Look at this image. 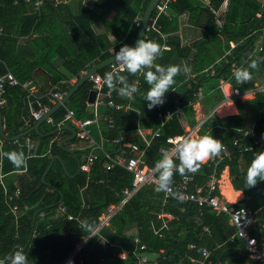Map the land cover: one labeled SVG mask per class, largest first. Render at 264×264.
I'll return each mask as SVG.
<instances>
[{
    "label": "trees",
    "instance_id": "16d2710c",
    "mask_svg": "<svg viewBox=\"0 0 264 264\" xmlns=\"http://www.w3.org/2000/svg\"><path fill=\"white\" fill-rule=\"evenodd\" d=\"M36 1L0 0V29H2L0 32V76L10 71L23 83L32 77L38 66L44 63L53 66V61L58 55L65 58L66 67L74 75H79L101 49H105L102 59L110 56L104 40L98 38L102 43L99 50L96 48V41L92 42L94 37L91 23L101 17L96 12L85 10L84 14L75 18L76 29L68 31L65 24L59 21L56 13L63 5L55 7L53 1L45 0L42 7L41 5L37 7ZM149 1L96 0V6L103 9L104 15L112 11L116 12L117 17L112 31L119 40L125 39L124 44L129 45L136 39L139 29L134 26V20L145 11ZM223 1L211 0V4L218 8ZM260 7V0H229L225 23L222 27L216 24L209 7L201 4L193 5L190 0L173 1L168 14L159 17L157 24L162 33L168 36L169 49L160 52L150 70L154 71L156 64L165 67L178 65L183 69L186 60L195 65L197 71L195 78L185 83L186 72L180 71L173 78L174 83L170 90L165 93L167 95L172 90L177 91V95H180L179 104L176 103L177 98H171L165 102V106L174 107V109L180 107L190 126L193 127L197 123L192 107L197 90L203 89L204 92L210 93L204 102L211 112L220 101L218 84L221 77L245 91L253 87V78L264 76V39L262 51L243 61L244 52L253 47L262 35L264 14L262 17L257 16ZM45 9L49 11L50 18L45 14ZM186 12L190 14L192 24H198L200 18L206 15L203 36L190 46H182L179 37L175 34L179 29V17ZM47 23L50 24V28L48 34H44L42 28ZM254 31H256L255 34H252ZM35 33L39 34L37 38L31 37ZM148 34L147 40L157 36V33L153 31ZM22 37L26 38L25 50L19 48ZM161 40L158 39V42ZM230 40L231 44L235 43L234 40L238 41V45L232 48L230 54L220 63H216L221 44L225 41L229 46ZM92 48L95 51L93 53ZM67 55L70 58L67 59ZM233 63L239 67H250V63H256L255 68H249L251 78L247 82L236 83L232 71ZM211 66L214 70L213 74L203 73V70ZM120 75L126 76L129 84L135 79V74L132 73L124 72ZM120 75L113 76L114 88L110 89L111 95L119 104L126 105L130 101L132 107L139 113L124 108L116 110L108 106L103 109L108 114L106 116L114 119V127H109L106 122L105 131L103 130L104 136L114 148L108 149L110 152H115L118 148L113 140L120 136L127 140L126 134L136 129L138 124L143 128L150 127L155 130L160 123L161 110L156 106L149 110L143 100L142 94L149 88L144 76L141 77L137 92L129 100L118 95L116 91L123 86L118 80ZM65 78L64 74L58 72L53 76L51 86L59 85L61 91H68L71 88L70 85L59 84ZM91 89L92 84L87 81L72 96L67 105V108L74 110L79 118L92 116L87 111L88 95ZM107 90L109 88L104 84V92ZM53 91L58 92L55 89ZM28 96L29 92L21 85H6L4 93L6 102L1 106V110L4 131L8 136H15L36 123L29 112ZM42 103H49V97L43 96ZM65 112L66 108L63 107L55 115L63 116ZM250 115L258 121L257 133L245 136L239 130H246ZM27 120L29 124L26 123ZM54 121L60 120L55 118ZM263 124L264 93L258 94L254 100L244 105L238 115L224 118L211 115L201 125L200 135L209 134L220 139L222 145H227L231 149L232 154L230 158H225L221 162L217 160L200 162V167L194 176V184L199 185L205 183L210 175L219 174L225 166H228L234 187L244 192V198L236 204V207H249L257 211L261 222L264 221V181L248 187L244 182V175L254 154L264 149L256 147L251 151L241 152L232 146V142L235 138H240L243 143L252 142L262 133ZM49 126L46 134L40 132L31 134L32 139H40L38 152L33 156L28 153L25 138L18 141L5 140L2 146L0 140V258L16 251L17 246H22L28 264H50L53 261L64 260L74 250L76 243L87 238L92 232L83 227L84 223L87 222L93 230L98 225L99 217L106 207L112 203H118L122 198V190L132 186L133 176L125 169L115 167L111 171H105L104 154H100L88 173L80 171L75 177L67 174L61 162L56 160L44 182L42 177L51 161L46 154L50 142H52L49 148L50 154L61 155L63 158L72 156L60 146L61 139L68 134V131L65 128L62 129L58 139L53 141L58 133L57 127L52 124ZM184 132L185 129L178 116L174 115L160 128V135L152 140L146 153L147 164L154 166L155 162L162 157L161 149L168 146L166 143L168 136ZM133 140L143 146L140 140L136 138ZM9 151L23 152L26 165L13 166L6 156L2 155ZM82 154L83 151H76V158L80 162L83 159ZM173 159L175 163L179 162L178 158ZM242 161L245 163L244 167L241 166ZM20 170H25V173L19 174ZM186 172L187 170L184 173ZM182 174L174 171L172 183L176 182ZM1 181L8 193H13L16 188H20V198L11 202L19 205L18 218L10 210ZM155 189L153 185L140 188L120 212L112 217L108 226L102 227L97 234L87 239L82 251L83 264H137L133 254L125 260L118 256L122 249L130 251L136 248V237L148 246L147 253L150 260L147 264H201L200 254L197 249L189 248L190 243L210 250V258L203 264L254 262L244 250L243 241L237 236L231 237L235 233V227L229 225L227 215H217L210 207H204L200 214L196 204L175 199L165 200L164 192ZM60 192L63 194V206L66 209L64 215L57 214ZM162 211L170 212L175 217L168 221L167 227L163 228L158 218V214ZM69 214L76 218L69 219ZM204 226L209 230H204ZM136 227L138 234L131 231ZM102 239H105V243L100 242ZM191 258L197 261L193 262ZM5 264L8 262L5 261Z\"/></svg>",
    "mask_w": 264,
    "mask_h": 264
},
{
    "label": "built area",
    "instance_id": "2783aa9c",
    "mask_svg": "<svg viewBox=\"0 0 264 264\" xmlns=\"http://www.w3.org/2000/svg\"><path fill=\"white\" fill-rule=\"evenodd\" d=\"M173 1L175 0L158 1L149 19V23L146 27V33L144 35V38L148 39V33H151L152 31L157 33V36L153 37L152 41L158 42V39H162L163 44L161 45V50L168 48V36L162 33L157 22L161 15L168 14L170 5ZM260 2L261 7L257 13L258 17H262L264 14V0H260ZM40 3L41 0L36 1V5H39ZM207 4L210 12L214 15L216 24L218 25V27H221L222 16L220 14V11L214 6H212L210 2H208ZM140 23L141 17H137V19L135 20V24L137 26H140ZM1 31L2 29H0V32ZM262 35H264V24L262 25ZM262 49V43H255L253 47L249 48L246 52H244L243 61L245 62L246 60L251 58L253 54L262 51ZM226 56L227 54L224 55L223 58H225ZM238 67L239 66L235 63L232 64L233 71H235ZM108 71H112L113 76H118L121 73H124L120 72L119 67L114 62L109 65ZM205 72H207L208 74H213L214 70L211 66L205 69ZM142 76L143 72L135 73V79L133 83L136 84L137 89L141 84ZM89 80L92 83V89L95 90L97 93L95 101L92 104L94 105L95 112L91 117L79 118L75 115L74 110L66 108V113L62 120L55 122L54 119H52V117L50 116L45 121L57 127L58 133L54 137L53 141L58 139L61 133L60 131L66 122L72 123L73 128L76 132V138L84 142L85 146L88 147L86 148L88 149L87 154L84 155L82 161L80 162V171L88 173L91 170V166L93 165V163L99 159L100 154H104L106 157V161L104 162L105 171H111L115 167H121L133 176L132 186L130 188H125L122 190L121 200L118 203H112L108 205L106 209L101 213L98 225L90 233L91 235H94L97 234L102 227L108 226L110 224L112 217L120 212L123 206L126 205L130 198L140 188L145 185H153L157 187V172L154 170V166H149L147 164L146 153L152 143L153 138L158 137L160 135V128L163 127L168 121L173 118L175 111L172 107L164 106L163 104L156 106L157 109L161 110L159 114L160 126L158 129L152 132L151 139L147 138L146 130L138 124L136 133L137 137H139V139L143 142V146H141L138 142L130 138L124 140L120 136L113 140V143L118 147L117 150L115 152H110L106 149V142L108 140L104 136L103 131L101 130V116L97 113V107L102 104H106L109 107L115 108L117 110L124 108L128 110H133L137 113H139V111L132 107L130 101L126 105L116 103L111 95L110 89L104 92L103 75L94 73L90 76ZM228 83V80L221 79L218 84V89L224 96V102L233 101L235 99H241L244 97V95L248 94L246 92L241 91L235 86L228 88ZM6 85H21L29 92V96L35 97L36 84L34 79L30 78L25 82L21 83L12 72L8 71L6 74L0 76V105H3L6 102L4 98ZM250 92H264V80L255 84L254 88ZM65 93L66 92L58 91L49 95V103L43 105L38 103L39 109L37 111H33L32 117L35 120L40 119L46 112L50 110L52 105H55L64 96ZM133 96L134 94L132 95V97ZM195 96L197 98H200L202 96L201 89L197 90ZM131 99L132 98H130L129 100ZM176 103L179 104V100H176ZM217 111L218 108H214L210 113L211 115H213L216 114ZM209 114L199 120L195 126L188 128L183 134L168 136L166 138V143L168 144V146L162 148L161 151L163 152L164 149H167L171 153L172 149L174 148V145L171 144L170 141L175 140L177 137L189 135L200 136L198 131L201 125L207 120V118L211 116ZM107 122L109 127H114L113 118L108 117ZM94 129H96L99 133L98 139L94 137ZM240 131L243 132L245 136L251 134L248 130ZM0 140L2 141L1 136ZM232 146L238 148V150L241 152H248L256 147L264 149V124L262 133L258 137L253 139L252 142L243 143L240 138H235L232 142ZM231 154V149L227 145H223L220 153L218 155L211 156L208 162H214L218 158H230ZM227 169L228 166H226L219 174L214 173L210 175L208 180L203 185L194 184L195 172L187 171L186 173L182 174L176 182L172 183L168 190L163 191L165 195V200L175 199L187 203L196 204L200 214H202V210L204 207H210L217 215H227L229 222L235 227L234 236L239 237L243 241L244 250L254 261L250 264H264V221L261 222L258 219L257 211H253L249 207H236V205L232 204L231 201L226 198L225 193L222 191V186L227 178L231 179L230 175H228L226 172ZM1 184L7 196V201L9 202L11 212L15 215L16 218H18L20 210L19 205L17 203L11 202H13L15 199L20 198L21 191L19 188H16L13 193H8V190L2 181ZM173 192L181 193L183 198L178 199L174 197L172 195ZM58 209L62 213L66 212V209L63 205H61ZM182 210H184V207H182ZM68 218L74 219L76 217L69 214ZM158 218L161 220V228H163L167 227L168 221L174 219L175 217L170 212L162 211L158 214ZM204 230L208 231V227H204ZM156 232H159V230H156ZM89 237L91 236H88L87 238L77 242L74 250L64 260L60 262L53 261L50 264H83L84 259L82 257V251ZM135 240L137 246L134 250L129 251L122 249L118 253V256L121 259L125 260L128 259L130 254H133L137 259V264H147L150 260V256L147 253L148 246L143 243L139 237H136ZM189 248L197 249V252L201 256V264H203L211 256L210 250L206 247L197 246L194 243H190ZM17 249H23V247L17 246ZM191 261L196 262L197 260L195 258H191Z\"/></svg>",
    "mask_w": 264,
    "mask_h": 264
},
{
    "label": "crops",
    "instance_id": "0c3cea01",
    "mask_svg": "<svg viewBox=\"0 0 264 264\" xmlns=\"http://www.w3.org/2000/svg\"><path fill=\"white\" fill-rule=\"evenodd\" d=\"M44 1L45 0H41V3L39 5H36V6L38 7V6L41 5V7H42V5L44 4ZM51 1H53L55 7H60V6L63 5V7L60 8L59 11H57L56 13L58 14L59 21H62L65 24V27L68 29V31L70 29H76V24L77 23H75V18L78 15H80V14H84L85 10H87V9L88 10H93L99 16H101L98 20H94V22H92L91 23V26H90L91 27V30H92L93 37H94V38H92V42L93 41H96V43H97V47L96 48L98 50L101 48V45H102L101 41L98 38H101L102 40L105 41L104 42V45L106 47H108V52L110 53V56H112L114 54V52L116 50H118L119 47L126 42L125 39H122V40L120 39L119 40L118 37L116 36V34H114V32L112 31V28L114 27V20L117 17L116 16V12L115 11H112V12L104 15L103 14V9L101 7H97L96 6V0H51ZM190 1H191V3L193 5L201 4L204 7H208V4H207L208 2H210V4H211V0H190ZM228 5H229V0H224L222 2V4L218 8H216V9H218L220 11V14L222 16V25L225 23L226 14H227V10H228ZM143 13L141 15H138L137 17H141V19H142ZM45 14L47 15L48 18H50V13L46 9H45ZM137 17L135 18V20L137 19ZM86 20H87V18H86ZM135 20H134V26H136V27L139 28V26H137L135 24ZM205 22H206V15H203L200 18V20L198 21V24H192V22H190V14L188 12L182 14L179 17V29L175 33L176 36L179 37L181 45L182 46H190L193 43H195L197 40H199L203 36V34H204V31H205L204 30V28H205L204 27V23ZM58 23H56V24H58ZM222 25H221V27H222ZM49 28H50V24L49 23L45 24L44 27L42 28L43 33L44 34H48ZM255 32L256 31H254L252 34H255ZM137 34H138V31H137ZM38 35L39 34H36L35 33L31 37L37 38ZM78 35H79V33H78ZM31 37L29 38L30 40H31ZM126 38H128V37H126ZM263 39H264V35H261L258 38V40L256 41V43L257 42L262 43ZM25 41H26V38L25 37L20 38V42H19V48H20V50H25ZM234 42H235L234 44H231V40H230V43H229V46H228V44L225 41H223V43L220 46L221 47L220 49H221L222 52L220 51V55L218 56L219 58L216 60V63H220L222 61L224 55L230 54L231 49L238 45V41L234 40ZM82 43H84V42H82ZM157 43L160 44V45H162L163 44V40H161L160 42H157ZM167 49H169V46H168ZM104 51H105V49H101L99 53H96L94 55V57L90 60V62L87 64L88 66L85 69H83L80 72L79 75H74L73 74V76L71 78H68L60 70V68H58L56 66V64H54V61H55L56 58H61L62 59V66L65 67L66 69H68L66 67V65H65V58H63L60 55H58L54 59L53 66L48 65V64H45V63L42 64V65H40V66H38L35 69V71L33 72L32 77H31V79H34L35 84H36V87H35V89H36V91H35V97L28 96V100H29L28 101L29 102V112H30L31 117H32L33 111H35L34 110V107H39V104L38 103H40L42 105L44 104V103H42V97L43 96H48L50 98L49 95H51L54 92L53 91L54 89H55V91H59V92H67V91H61V88H60L59 85L51 86V80L53 79V76L55 74H58V72H60V73L64 74L65 77H66L65 79L61 80L60 81L61 83H59V84L66 83L67 85H70L72 87L78 81V79L80 78V76H82L85 73L86 70H88L92 66H95V65L101 63L102 61H104V60H106L107 58L110 57L109 56L107 58H103L102 59V56H103ZM91 52L92 53L95 52L93 48H92V51ZM68 58H70V57L67 55V59ZM190 59H191V57H190ZM185 67L188 69V71L186 72V81H185V83H187L189 80H191V79H193V78L196 77L197 71H196L195 65H193L189 60H186L184 62V68ZM108 69H109V66H106V67L102 68L101 70H99L96 73L101 74V75L104 76L103 73L104 72L105 73L108 72ZM68 71H70V70L68 69ZM203 73H206L208 75V73L205 72V70H203ZM221 79H226V78L221 77L219 79V82H220ZM263 80H264V76L263 77H258V78H253V87L250 88V89H248V90L243 91V92H246L248 94L247 95H244V97L241 98V99H235L233 101L224 102V96L220 92L219 93L220 94L219 95L220 96V101L214 106V108H218V111L214 115H216L219 118H224V117H228V116L238 115L240 113V111L242 110V107L244 105H246L248 102L254 100L258 96V94L264 93V92H257V93H251L250 92L254 88L255 84H257L258 82H262ZM88 81L91 83V81L89 79H88ZM232 86H233V84L229 81L227 87L229 88V87H232ZM91 90H93V89H91ZM201 91H202V96L200 98H197L196 97V100H195L196 102H192V107H193V110L195 111V119H196V122H198L204 116H206L207 114L210 113V110H208V107H207L206 103L204 102L205 99L208 98V96L210 95V93L204 92L203 89H201ZM176 92H177L176 90H174V91L172 90L170 93H168L167 95H165V102H167L171 98H177V100L180 99L179 98L180 95H177ZM35 102H38V103L35 104ZM69 102H70V100L66 104H64V106H62V108L63 107L64 108H67V105H68ZM165 102L163 103L164 106H165ZM53 106L54 105H52L51 108ZM88 106H89V103L87 101V111H88ZM107 106L108 105H106V104H102L99 107H97V109H96L97 110V113L101 116V130L102 131L104 130V126H105V123L107 122V118L110 117V116H106L108 114L105 113L104 110H103V109L107 108ZM168 107H170V106H168ZM172 108L174 109V107H172ZM125 110H128V109H125ZM57 111H55L54 114L51 116L52 119L55 120V118L56 119L59 118V120H62L64 118L66 112L64 113L63 116L61 115V116L56 117L55 114H56ZM174 111H175V114L174 115H177L178 116L179 121H180L182 127L185 129V131L188 128L192 127L186 121L184 112L181 110L180 107H177L176 109H174ZM94 112H95V109H94ZM94 112H89V113L93 115ZM159 121H160V118H159ZM26 123L29 124V120H27ZM46 123L47 122L44 121L40 125L38 131H35L34 130V131L30 132L29 134H27L26 136L22 137V138H25V140H26V145L28 147V153H29V155H32V156L33 155H36V153L38 152L39 144H40V139L39 138L32 139L30 137L31 134L33 132H35V133L40 132L41 134H46L45 133L46 130L50 127L49 126L50 124H48V123L46 124ZM257 123H258L257 119L255 117H253V115H250L249 122H248V126L246 127V130L250 131L251 134H256L257 133ZM159 126H160V123H159ZM137 127H138V125L136 126V129L128 132V135H126V136H128V138H130L132 140H133V138H136V139L140 140L139 137H137V133H136ZM3 128H5L4 127V124H3ZM29 128H31V127H29ZM64 128L68 131V134H65L66 136H63V138L61 139V140H66L65 143L63 144V147H65L67 149H71L74 152V154L71 153L72 156L71 157H68V158H63L61 155H59V156L62 157V159L64 160V162L66 164L67 172L65 170L64 171L71 176V175H73L76 172V169H77L76 166L78 165V163H77L78 160L76 158V151H83V154L82 155L84 157V155L87 154L88 149H86V148H88V147L85 146L84 142L80 141L76 137L73 138V139L71 138L72 135H73V131L72 130L74 129L71 122H66L63 125V128L62 129H64ZM28 129H26V130H28ZM143 129L146 130L147 138L148 139H151V136H152L151 134L154 131V129L153 128H150V127L149 128H143ZM240 130H243V129H240ZM4 132H5V135L8 136V134L6 133V131H4ZM198 133H199V131H198ZM93 134H94V137L96 139L99 138V133H98V131L96 129H94ZM22 138H20V139H22ZM124 140H126V139H124ZM3 141H5V139L2 138L1 146L3 144ZM16 141H18V140H16ZM51 144H52V142L49 143V148H50V145ZM49 148L46 149V154H48V156L52 159L53 156H55V155H52V154L49 153V150H50ZM106 149L107 150L108 149L109 150L110 149L111 150L114 149L113 148V145L111 144V142L109 140L106 142ZM209 159H210V157L208 159H206L205 161H203V163L208 162ZM223 159H225V158H222V159L218 158L217 161L218 162H221ZM52 166H51V168H52ZM241 166H243V167L245 166L244 161H242ZM226 172H227L228 175H230L229 167H228V169H227ZM18 173L19 174H22V173L24 174L25 173V170H20V171H18ZM230 177H231V175H230ZM203 184H205V183H202V184H199V185H203ZM55 190H57V188H55ZM222 191L225 193L226 198L229 199L231 201V203L234 204V205H236L238 202H240L244 198V192L242 190L236 189L234 187L233 182H232V177H231V179L227 178L224 181V184L222 186ZM61 194L62 193L60 192V198H61ZM61 205H63V201L61 203H59V207ZM57 214L58 215H64V213L60 212L59 209L57 210ZM228 223H229L230 226H233L229 222V219H228ZM168 225H169V223H168ZM204 227H206V226H204ZM131 231L134 232L135 234H138V228L137 227L134 230L132 229ZM231 237H234V234ZM100 242L101 243H105V239L100 240ZM250 263H252V262H247L246 264H250Z\"/></svg>",
    "mask_w": 264,
    "mask_h": 264
},
{
    "label": "clouds",
    "instance_id": "9594fccd",
    "mask_svg": "<svg viewBox=\"0 0 264 264\" xmlns=\"http://www.w3.org/2000/svg\"><path fill=\"white\" fill-rule=\"evenodd\" d=\"M160 52V44L141 37L136 41L135 47L123 44L114 52L113 56V61L119 67L120 72L126 71L132 74L143 72L144 80L149 85V88L142 95L149 110L165 102V93L170 90L174 83L173 78L178 72L188 71L186 67L181 69L178 65H168L165 67L159 64L155 65L154 71L150 70ZM255 67L256 63H250V67H238L233 73L236 83L242 84L247 82L251 78L249 68ZM118 80L123 85L116 89L118 95L129 99L132 98V95L137 92L136 84H129L127 77L124 75H120ZM103 82L109 89L114 88L112 71L104 73ZM170 143L174 145L171 153L167 149H164L162 157L154 164V170L158 173L156 191H166L169 189L172 184L174 171L181 174L186 170L196 172L200 167V162L205 161L211 156L218 155L223 147L220 139L209 134L180 136L170 141ZM2 155L6 156L13 166L26 165L25 154L23 152L9 151L2 153ZM173 157H177L179 162L175 163ZM259 181H264V150L254 154L244 175V182L248 187L255 186ZM172 195L178 199L183 198L181 193L173 192ZM83 227L89 232L92 231V227L87 222L84 223ZM89 236L93 235L90 234ZM5 261L8 264H28L23 249H17L10 255L0 258V264H5Z\"/></svg>",
    "mask_w": 264,
    "mask_h": 264
},
{
    "label": "water",
    "instance_id": "95a60500",
    "mask_svg": "<svg viewBox=\"0 0 264 264\" xmlns=\"http://www.w3.org/2000/svg\"><path fill=\"white\" fill-rule=\"evenodd\" d=\"M159 0H150L141 19V23L139 26V30H138V34L136 39L134 40L133 43L130 44V46L135 47L136 45V41L139 40L141 37L144 38V35L146 33V27L149 23V19L154 11L155 6L157 5ZM113 56H110L109 58H107L106 60L102 61L101 63L90 67L82 76H80V78L78 79V81L64 94V96L48 111L46 112L40 119H38L36 121V123L34 124V126H32L31 128H29L28 130L23 131L22 133H19L15 136H6L5 132H4V128H3V118H2V110H1V105H0V135L3 139L7 140V141H16L19 140L20 138L26 136L27 134H29L32 131H38L40 125L50 116H52L54 114L55 111H57L58 109L62 108V106H64V104H66L71 97L78 91V89L88 81V79L90 78L91 75H93L94 73L98 72L99 70H101L102 68L109 66L111 63H113ZM54 64H56V66L58 68H60V70L68 77L71 78L73 76V73H71L70 71H68V69H66L65 67L62 66V59L61 58H56L54 61ZM96 91L95 90H91L89 92L88 95V111L89 112H94V106L92 105L95 101V97H96ZM38 102H35V104ZM34 104V105H35ZM39 109V107H34V110L37 111ZM73 135H72V139L76 137V132L73 129ZM66 140H61L60 141V146L63 147V144L65 143ZM65 148V147H64ZM68 152L74 154V152L71 149H67L65 148ZM55 160H59L64 168V170L67 172V168H66V164L64 162V160L62 159L61 156L59 155H55L53 156V158L51 159V162L49 164V166L47 167V169L45 170L44 174H43V181H45L46 175L48 173V171L50 170L51 166L53 165ZM79 164L80 161L78 160V165H77V169L76 172L71 175L73 177H75L79 172ZM63 201V194H61V198L59 200V203H61ZM220 261V260H219ZM218 261V263H219Z\"/></svg>",
    "mask_w": 264,
    "mask_h": 264
}]
</instances>
